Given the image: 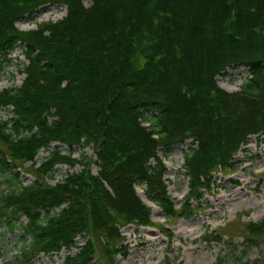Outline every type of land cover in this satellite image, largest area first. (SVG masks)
<instances>
[{
	"label": "trees",
	"instance_id": "16d2710c",
	"mask_svg": "<svg viewBox=\"0 0 264 264\" xmlns=\"http://www.w3.org/2000/svg\"><path fill=\"white\" fill-rule=\"evenodd\" d=\"M89 1L0 0V64L16 45L26 60L20 86L0 91V108L12 109L0 120V229L22 237L20 254L5 264L68 251L78 238L87 240L63 264H115L126 255L122 228L154 226L136 186L166 218L188 219L214 175H228L249 138L264 136V0ZM45 5L66 15L16 27ZM239 68L248 73L239 90L221 89L217 77ZM187 140L196 144L183 156L189 192L176 210L157 154ZM53 144L91 147L95 159H73ZM25 163L33 177L26 186ZM76 164L79 172L48 183L54 167ZM241 228L246 255L264 241V218L225 224L233 248ZM203 240L222 242L214 232Z\"/></svg>",
	"mask_w": 264,
	"mask_h": 264
},
{
	"label": "rangeland",
	"instance_id": "374dc122",
	"mask_svg": "<svg viewBox=\"0 0 264 264\" xmlns=\"http://www.w3.org/2000/svg\"><path fill=\"white\" fill-rule=\"evenodd\" d=\"M85 6L90 5L84 0ZM66 15L64 6L45 5L29 17L23 18L16 24L22 31L36 29L38 24L56 22ZM22 47L16 45L7 59L0 64V91L6 88L19 87L26 64L21 53ZM247 69L239 68L227 70L226 75L217 77V84L223 90L233 93L239 90L242 81L247 78ZM11 107L0 108V120L11 117ZM58 146L63 155H70L73 159L93 158L91 147L76 146L69 149L65 145ZM51 148L42 149L36 156V163L40 165L48 156ZM194 147L191 141L182 145H174L168 155L158 152L163 159L167 172L165 180L169 196L174 200V207L178 210L189 192L188 181L184 176L183 156ZM234 169L227 175L215 174L213 184L207 193L202 194L199 205L191 202L195 213L188 219H168L161 209L148 201L143 195V185L137 186L136 191L143 202L151 208L153 227L126 226L121 229L124 238L125 257H118L115 264H241L247 260L254 264L264 257V241H258V247L248 249L242 254L241 245H246L243 228L232 240L236 248L227 241L223 234V226L237 221L239 223L258 222L264 218V136H251L246 145L242 146L234 160ZM154 164V161H151ZM25 163L22 169L28 168ZM81 170L79 164L74 166L57 165L52 171V178L48 183H60L69 174ZM96 175L98 167H90ZM14 172V171H13ZM21 185L32 183V177L26 172L20 173ZM1 181V175H0ZM160 225V226H158ZM221 236V243L204 242L203 237L211 233ZM19 229H0V264L15 261L22 247ZM86 238H78L77 244L70 250H62L52 255H37L30 264H63L67 256L78 253ZM222 259L220 262L219 259ZM237 258V259H236ZM241 259V260H238Z\"/></svg>",
	"mask_w": 264,
	"mask_h": 264
}]
</instances>
